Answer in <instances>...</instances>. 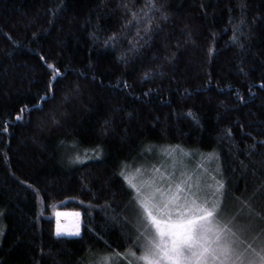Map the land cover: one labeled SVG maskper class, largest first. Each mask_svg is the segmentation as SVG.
I'll return each instance as SVG.
<instances>
[{
    "label": "trees",
    "instance_id": "trees-1",
    "mask_svg": "<svg viewBox=\"0 0 264 264\" xmlns=\"http://www.w3.org/2000/svg\"><path fill=\"white\" fill-rule=\"evenodd\" d=\"M150 3L0 0V261L132 264L145 220L123 170L160 146L200 153L188 166L264 236V0ZM60 209L78 235H57Z\"/></svg>",
    "mask_w": 264,
    "mask_h": 264
},
{
    "label": "rangeland",
    "instance_id": "rangeland-1",
    "mask_svg": "<svg viewBox=\"0 0 264 264\" xmlns=\"http://www.w3.org/2000/svg\"><path fill=\"white\" fill-rule=\"evenodd\" d=\"M157 153L156 164L123 170L145 220L142 252L127 259L132 264L137 259L143 264H264V236L249 232L234 207L225 206L210 167L188 166L189 157L203 156L175 146H160ZM140 193L150 195L140 201ZM58 225L60 234L75 235L81 212L58 210Z\"/></svg>",
    "mask_w": 264,
    "mask_h": 264
},
{
    "label": "snow or ice",
    "instance_id": "snow-or-ice-1",
    "mask_svg": "<svg viewBox=\"0 0 264 264\" xmlns=\"http://www.w3.org/2000/svg\"><path fill=\"white\" fill-rule=\"evenodd\" d=\"M149 7H156V5H155V0H151V3H150V5H149ZM162 7V6H161ZM242 7H243V5H242ZM163 15V18L164 19H167V15L166 14H162ZM146 31H148V29H146ZM190 35V34H189ZM115 37H116V34L115 33H113L112 34V36L111 37H109V39L110 40H112L113 42H115ZM150 38V37H149ZM233 41H235L236 43H238L239 44V46L241 47V48H243L244 47V45H243V43H241L240 42V38L238 37V36H236L235 34H234V36H233ZM108 43V41H105V44H107ZM176 56V53L175 52H173L172 54H171V56H169V57H167V59H169L170 61L171 60H173V58ZM122 58V57H121ZM49 67H51V65H49ZM148 75V73H145V76H147ZM49 88L50 89H53V85L52 84H50L49 85ZM54 95H55V92H54V90H50V91H48L46 94H45V96H43V97H40V99H42V100H46V99H48L49 97H54ZM35 107H40V105H36ZM107 123V122H106ZM97 155H99V153H97ZM211 155V154H210ZM77 161H79L80 160V157L79 156H77L76 158H75ZM25 183H27L26 181H25ZM222 186V185H221ZM178 187V186H177ZM137 191L139 192L140 190H139V188H137ZM158 191V190H157ZM150 195V193L149 194H147V195H145L144 193H140V201H142L143 199H145L147 196H149ZM59 215V214H58ZM76 215H79V213H76ZM61 231H62V229L59 227V225L57 226V229H56V233H57V235H60V233H61ZM0 233H2V229H0ZM75 234L76 235H78L79 234V228H77L76 229V232H75ZM0 264H6V262L5 261H0Z\"/></svg>",
    "mask_w": 264,
    "mask_h": 264
}]
</instances>
